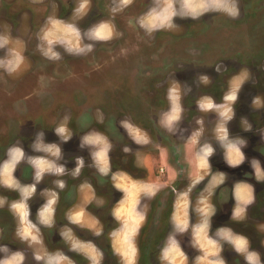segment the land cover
I'll list each match as a JSON object with an SVG mask.
<instances>
[{
  "label": "rangeland",
  "instance_id": "obj_1",
  "mask_svg": "<svg viewBox=\"0 0 264 264\" xmlns=\"http://www.w3.org/2000/svg\"><path fill=\"white\" fill-rule=\"evenodd\" d=\"M185 1L0 0V264H64L61 256L54 261L50 255H36L38 248L54 250L65 246L60 241L56 246L38 242L31 245L22 227L14 223L16 211L10 210L23 194L15 200L10 198L23 190V182L41 180L57 172L61 175L69 170L66 168H70L71 175H85L83 166L90 172L95 168L103 180L110 173L106 192H100L98 197L109 204L113 191L119 192L116 210L122 219L134 211L138 213L142 202L143 214L137 215L138 222L145 224L150 206L162 193L152 182L162 181L166 174L160 169L168 151L159 148L155 119L161 120L171 106L173 120L169 124H177L182 101L188 107L194 102V97L178 91L176 84L168 85L174 91L165 92V73L161 71L163 66L158 67L159 57L167 62L178 55L175 60L184 64L195 54L199 57L193 59H202L211 66L242 54L250 48L249 39L264 34V0H234L236 16L213 6L211 0H194V8ZM227 2L231 4L233 0ZM233 81L231 96L226 100L228 107L235 103L237 80ZM204 84L211 92H218L210 79ZM206 99L207 108H212L211 98ZM220 109L223 108L213 111ZM225 112L219 116L220 121L225 122L233 114L232 109ZM205 123L207 127L210 120ZM152 127L155 132L150 136L148 129ZM209 149L199 157V173L191 175L193 180L208 171L203 167L207 165ZM88 150L94 156H89ZM64 154L69 164L66 168L59 165ZM169 156L176 163L173 154ZM9 169L17 170L18 177L25 179L15 181L12 175L6 176L4 172ZM169 172L174 176L171 169ZM218 184L219 178L200 194L196 190L181 192L176 201V219L186 224L193 207L198 211L209 206ZM189 195H193V203ZM258 199L260 209L253 213L254 221L249 220L248 225L257 231L254 247L260 251L259 264H264V194ZM106 218L101 226L111 233L112 228L119 227V219ZM149 220L147 225L152 223ZM16 227L18 232H14ZM200 229L206 230L203 226ZM147 240L152 241L151 237ZM139 244L138 262L149 264L142 242ZM181 256L184 263L188 257ZM214 256L206 253L198 263L218 264ZM252 256L255 259L256 255ZM71 258L76 263L74 260L82 257L73 254ZM151 258L155 260L156 255Z\"/></svg>",
  "mask_w": 264,
  "mask_h": 264
},
{
  "label": "flooded vegetation",
  "instance_id": "obj_2",
  "mask_svg": "<svg viewBox=\"0 0 264 264\" xmlns=\"http://www.w3.org/2000/svg\"><path fill=\"white\" fill-rule=\"evenodd\" d=\"M248 46L250 48L247 47L242 54L211 66L206 65L207 62L202 59H193L199 57L195 54L192 57L188 56L190 60L185 61L184 64L175 60L179 59L178 55L173 56L167 62L163 57H159L158 67L163 66L161 71L165 73V82L163 80V84L167 85L165 92L174 91L175 89L168 85L176 84L179 87L178 91L184 93L185 96L192 95L194 102L188 107L189 105H183L182 101L183 110L180 108L181 114L177 124L176 122L169 124V121L173 120L170 117L171 106L163 113L161 120L155 119L154 124L157 125L155 134L161 144L159 148L168 152L165 153L167 157L164 162L162 155H159V159H162L160 173H166L163 180L152 182V185H156L162 193L157 192V194L160 193V196L154 199L155 205L150 206V215L147 214L145 224L142 222L138 231L139 242H142L144 253L148 255L149 264H171L166 252L173 241L180 243L188 261H191L190 257L193 260L200 258L199 248L197 250L191 248L193 242V238L190 237L191 232H184V236L179 237L178 241L175 239L179 228L177 224H174L176 201L181 192L189 194L196 190L199 192H197L198 194L202 193L217 178H219V184L210 205H206V210L198 211L193 207L189 212V223L193 227L196 223H200V226L207 224L209 233L213 236L226 233V237L219 245L222 264H233V260H238V264H259L260 262V251L254 247L253 239L257 231H254L248 224L249 220L254 221L253 213L260 209L257 207L260 202L258 197L264 194V34L260 37L256 36L255 39H249ZM194 49L196 48L194 47ZM149 73V71H145V74ZM241 77L246 80L239 82L238 79ZM206 79L215 83L218 92H211L212 89H207L204 84ZM228 79H230V83ZM235 79L237 80L235 96H233L235 103L228 107L226 100L231 96ZM206 96L211 98L212 108L209 107L210 109L207 108ZM214 108L223 109L214 112ZM230 109L233 114L226 118L225 122L220 121L219 116L225 115V111ZM209 120L210 123L206 127L205 121ZM213 120H215L214 123H212ZM198 123L203 126L199 127ZM154 132L153 127L148 129L150 136H153ZM163 142L166 144L163 145ZM79 145H81L80 142ZM207 148H210V152L207 154V161H205L207 165L203 168L208 171L199 180H193L191 175L199 173L198 160ZM170 153L173 154L172 158L176 163L171 161ZM87 154L94 156L95 153L88 150ZM66 155L64 154L62 157V161L59 160V165L64 168L69 165ZM81 157L75 156L76 159ZM195 158L197 162L194 160ZM168 168L174 172V176H170ZM66 169L69 170L62 172L61 175L57 172L59 176L54 174L50 177H42L41 180L31 179L29 183H23L25 185L23 190L16 192L15 197L10 200L20 198L25 188L26 190L30 188L32 195L28 197L27 208L29 216L34 218L39 207L47 203L45 192L53 193L56 198L60 197V202L65 204L71 203L75 197L74 191L76 192L77 188L86 181L91 183L96 190L106 192L104 188L108 184L110 173L107 172L103 180L100 177L101 173H98L95 168L92 169L96 172L93 174L83 166L81 169L86 173L85 175H81L80 172L71 175L69 174L70 168ZM146 172L149 171L145 170ZM17 175H15V180L25 179L24 177L19 178ZM164 189L166 190L164 191ZM245 190L249 191L248 195ZM113 192L114 198L109 204L104 200L103 206L92 205L91 210L95 215L106 216V220L112 219L111 211L120 199L119 192L115 190ZM238 192L243 193L242 198L238 197ZM189 200L190 203L195 201L193 195H189ZM138 207V212L143 214V210L141 211L142 202H139ZM10 210L14 211L13 205H10ZM148 220L149 223L152 222L150 225H147ZM14 223L17 224L16 219ZM66 227L70 228L71 224L67 223ZM73 228L75 229V227ZM146 228L148 230L144 231ZM105 231L109 232L108 229ZM14 232H18L17 227ZM53 233L56 237H49L62 242V245L65 246L63 239L65 231L60 232L58 228H55ZM78 233L81 234L80 229ZM186 233L187 235H185ZM149 237L153 242L147 240ZM194 237L196 238L195 244H200L201 240L197 238L198 235ZM240 241L243 244H239ZM186 246H189L190 249H187ZM60 247L63 248L61 245ZM153 254L156 255L155 260L151 258ZM249 255H256L255 259L249 260ZM191 264L194 263L191 262Z\"/></svg>",
  "mask_w": 264,
  "mask_h": 264
},
{
  "label": "crops",
  "instance_id": "obj_3",
  "mask_svg": "<svg viewBox=\"0 0 264 264\" xmlns=\"http://www.w3.org/2000/svg\"><path fill=\"white\" fill-rule=\"evenodd\" d=\"M222 128L224 129V127ZM16 152H18L17 155L20 153L19 150ZM6 165L7 163L3 165V169H5ZM12 169L3 172L8 177L12 175L15 180L17 170L13 171ZM47 176L50 177L51 174H48ZM100 192L102 191L96 190L93 188L91 183L86 181L77 188L76 192L74 191L75 197H73L70 204L61 203L60 197L56 198L53 193L45 192L47 203L42 204L39 207L38 212L36 211L34 218H31L28 214L29 211L27 208V201H29L28 197L32 195V191L30 188L27 190L25 188L23 196L17 201L18 203L16 202L13 204V210L16 211L14 212L18 228L20 226L22 227L21 230L25 231V234H27L26 238L32 241L31 245L38 242V244L56 246V242L58 243L59 241H55L54 238L49 236L56 237L53 233L55 228H58L60 232L65 231L63 235V239L65 240V249L61 247H55L56 249L54 250H48L46 249L47 247L38 248L39 251H37L36 255H42L43 257L45 255H50L51 260L54 259V261L61 256L63 257L64 264H109V262L111 263L112 261L115 264H139L138 232L135 234L136 228L139 231V227L141 225V223L138 222L139 215L137 214L139 212L137 211L138 213H136V211H134L132 216L125 215V218L122 219L119 216V212L116 210L117 205H115L111 211V218L115 220L119 219V227L115 230L112 228L111 233L105 231V228L103 229V226H101L103 225V217L95 215L91 210L92 205L97 207L103 206L105 199L103 197H98ZM238 197L242 198L243 193H239ZM138 209L139 208H137V210ZM129 214H131V212ZM126 219L128 222H125ZM66 221L71 224L70 228L66 227ZM184 222L176 219L175 223L179 226L177 230L180 235L175 234V239L178 241L179 237L182 238L184 236V232H191L190 237L191 239L193 238L191 248L194 250L199 248V257L202 258L206 255V253L214 254V257L217 260L216 262L218 264H222L219 245L226 237V233L216 234L213 236L209 233L207 224L202 225L206 229L203 231L200 229L202 226H198L197 228V226L193 227V225L189 224V221L186 222V224H184ZM183 225H187V227ZM73 227H75V229ZM79 229L81 234L78 233ZM82 234L85 236H82ZM116 234H118V236H116ZM197 234H202L201 238L199 235L197 237L201 240L200 244H195L194 242L196 240L194 236H197ZM185 235H187V233ZM206 236H208V239ZM23 237L25 238L24 235ZM172 243L175 244L173 246L175 247V252H172ZM172 243L166 252L167 257L171 260V264H178L177 262L179 261L183 263V259L185 258L182 257L181 254L185 253L184 250H182L179 242L173 241ZM239 244H243L242 241H240ZM186 247L187 249H190L189 246ZM73 254H80L82 258H80V260L75 259V263L73 262V258H71V255ZM189 259L191 261H188V258H186V261L183 264H191V262L199 264L198 259L193 260L191 257Z\"/></svg>",
  "mask_w": 264,
  "mask_h": 264
},
{
  "label": "clouds",
  "instance_id": "obj_4",
  "mask_svg": "<svg viewBox=\"0 0 264 264\" xmlns=\"http://www.w3.org/2000/svg\"><path fill=\"white\" fill-rule=\"evenodd\" d=\"M128 2H130V0H128ZM211 2L213 4V6H215V7L225 8L233 16L238 15V11H237L236 5L234 3V0L231 4H229L227 2V0H211ZM248 259L252 260V259H254V257L252 255H249Z\"/></svg>",
  "mask_w": 264,
  "mask_h": 264
},
{
  "label": "bare ground",
  "instance_id": "obj_5",
  "mask_svg": "<svg viewBox=\"0 0 264 264\" xmlns=\"http://www.w3.org/2000/svg\"><path fill=\"white\" fill-rule=\"evenodd\" d=\"M187 1V3H189L190 5H191V7L192 8H194L195 7V5H196V3H195V1L194 0H186ZM185 1V2H186ZM184 3V2H183ZM185 5V4H184ZM163 6V5H162ZM187 11H188V9H187ZM15 69V68H14Z\"/></svg>",
  "mask_w": 264,
  "mask_h": 264
},
{
  "label": "snow or ice",
  "instance_id": "obj_6",
  "mask_svg": "<svg viewBox=\"0 0 264 264\" xmlns=\"http://www.w3.org/2000/svg\"><path fill=\"white\" fill-rule=\"evenodd\" d=\"M128 2V0H124V3H127Z\"/></svg>",
  "mask_w": 264,
  "mask_h": 264
}]
</instances>
